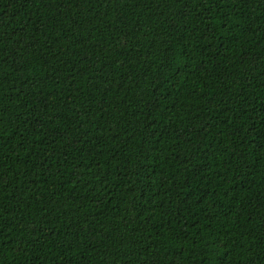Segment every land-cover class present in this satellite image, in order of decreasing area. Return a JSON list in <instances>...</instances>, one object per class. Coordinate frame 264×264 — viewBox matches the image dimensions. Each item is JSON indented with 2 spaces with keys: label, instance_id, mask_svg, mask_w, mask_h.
Wrapping results in <instances>:
<instances>
[{
  "label": "trees",
  "instance_id": "obj_1",
  "mask_svg": "<svg viewBox=\"0 0 264 264\" xmlns=\"http://www.w3.org/2000/svg\"><path fill=\"white\" fill-rule=\"evenodd\" d=\"M0 264H264V0H0Z\"/></svg>",
  "mask_w": 264,
  "mask_h": 264
}]
</instances>
